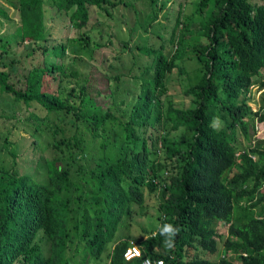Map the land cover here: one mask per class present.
<instances>
[{
	"label": "trees",
	"instance_id": "16d2710c",
	"mask_svg": "<svg viewBox=\"0 0 264 264\" xmlns=\"http://www.w3.org/2000/svg\"><path fill=\"white\" fill-rule=\"evenodd\" d=\"M47 1L82 29L71 37L72 54L65 37L49 47L28 45L43 56L21 72L20 85L8 79L11 59H0V90L43 108L30 113L31 133L35 144L51 149L44 181L0 164V264H86L87 257L140 264L123 252L131 243L132 204L142 203L143 188L157 200V223L134 240L142 257L165 264H264V138L251 139L248 131L253 119L264 122V89L257 108L246 96L251 86H264V0H193L191 11L178 9L168 34L172 50L138 47L151 60L130 75L132 91L118 73H103L104 102L92 94L76 47L100 44L83 29L89 5L126 1ZM13 6L20 40L23 32L34 35L31 41L45 40L42 0ZM10 50L2 38L0 58ZM186 59L199 69L183 87L188 103H164V79L173 69L182 72ZM217 117L222 127L214 130ZM164 223L181 229L170 251L158 233ZM222 223V253L210 259Z\"/></svg>",
	"mask_w": 264,
	"mask_h": 264
},
{
	"label": "rangeland",
	"instance_id": "374dc122",
	"mask_svg": "<svg viewBox=\"0 0 264 264\" xmlns=\"http://www.w3.org/2000/svg\"><path fill=\"white\" fill-rule=\"evenodd\" d=\"M125 1L126 4L119 1L116 4L105 3L101 7L89 5L87 24L83 29L89 33L92 41L95 40L100 44L93 46L90 42L91 44L89 43L86 47H76L83 58V64L88 67L89 77L92 81V94L99 102L107 100L106 95L103 94L107 92L104 88L107 81L103 73H118L120 79L124 81V85L132 91L130 75L140 73L143 66L151 60L149 54L141 51L138 47L148 46L155 49L161 47V51L168 54L173 46L172 42L168 40V34L177 10L189 12L193 6V0ZM14 2L15 0H0V7L5 12V15L0 13V40L8 38L11 49L0 59L6 62L11 59L9 65L5 66L8 69V79L16 85H20L21 72L25 71L32 62L39 64L43 56L38 48L29 51L28 45L41 43L49 47L51 44H55L59 38L65 37L68 40L66 53L72 54L71 37L78 35L82 28L77 29L70 23L67 14L58 10L47 0H42L46 39L31 41L35 38L34 35L23 32L20 35L22 40H20L15 30L18 16L13 6ZM179 3L180 5H178ZM105 38H109L110 42L105 43L107 40ZM122 41H125L127 46L123 45ZM46 58L59 60L58 57H53L50 54H47ZM182 67V72L173 69L166 75L164 79L166 90L159 95L164 103L167 98L171 99L175 106H183L188 103V96L184 94L183 87L196 79L199 69L193 59L183 61ZM263 89L264 86L253 85L246 92L248 103L253 109L260 104V94ZM96 90L97 94H95ZM43 111V108L34 101L15 100L10 93L0 90V164L13 165L19 172L28 173L41 181L45 180L44 159L50 156L51 149L42 143L35 144L33 142L31 132L34 119L30 113L41 114ZM260 111H264V107L260 108ZM161 113L163 114V109ZM248 131L251 139L264 138V122L253 119V125L248 127ZM171 133H175V131ZM4 137L8 141H5ZM251 139H243L244 145L250 144ZM88 145L90 146L92 143L88 142ZM92 149L93 152L99 150L95 144ZM10 151L13 152V156ZM156 202L154 195L143 188L142 203L132 204L134 212L131 214V222L127 230L131 246L140 249V245L134 241L135 238L143 239L146 236L143 229L150 231L155 228L157 223L155 219ZM216 229L219 233V236H215L217 250L215 254L208 256L210 259H215L222 253L221 241L225 235V225L218 224ZM107 249L104 250V253ZM134 258L130 260L133 261ZM141 258L142 256L138 257V259ZM85 263L107 264L106 259L95 257H87Z\"/></svg>",
	"mask_w": 264,
	"mask_h": 264
},
{
	"label": "clouds",
	"instance_id": "9594fccd",
	"mask_svg": "<svg viewBox=\"0 0 264 264\" xmlns=\"http://www.w3.org/2000/svg\"><path fill=\"white\" fill-rule=\"evenodd\" d=\"M210 127H212L214 130H219L222 127V121H220L217 117L210 123ZM157 227L159 235L165 237V239L163 240L165 249L168 251L174 249L175 237L179 234L181 230L180 227H177L171 223H164L162 226L157 225ZM142 255L143 253L140 251L139 247H133L132 249L127 250L124 253V259L130 260L134 257L138 258ZM159 264H163V261H160Z\"/></svg>",
	"mask_w": 264,
	"mask_h": 264
},
{
	"label": "built area",
	"instance_id": "2783aa9c",
	"mask_svg": "<svg viewBox=\"0 0 264 264\" xmlns=\"http://www.w3.org/2000/svg\"><path fill=\"white\" fill-rule=\"evenodd\" d=\"M132 243H130V245H128L124 251V253L127 251V250H130L132 249L133 247H136V246H131ZM160 261H163L162 259L160 258H150L148 256H143L140 260V264H159ZM164 264V262H163Z\"/></svg>",
	"mask_w": 264,
	"mask_h": 264
}]
</instances>
